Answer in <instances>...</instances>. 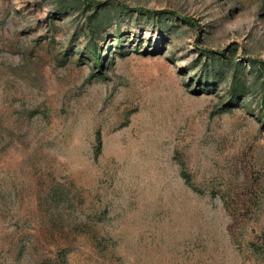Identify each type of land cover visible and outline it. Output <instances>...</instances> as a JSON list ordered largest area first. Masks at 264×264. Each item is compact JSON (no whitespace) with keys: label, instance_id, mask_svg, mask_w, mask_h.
Segmentation results:
<instances>
[{"label":"rangeland","instance_id":"1","mask_svg":"<svg viewBox=\"0 0 264 264\" xmlns=\"http://www.w3.org/2000/svg\"><path fill=\"white\" fill-rule=\"evenodd\" d=\"M263 63L264 0H0V264H264Z\"/></svg>","mask_w":264,"mask_h":264},{"label":"trees","instance_id":"2","mask_svg":"<svg viewBox=\"0 0 264 264\" xmlns=\"http://www.w3.org/2000/svg\"><path fill=\"white\" fill-rule=\"evenodd\" d=\"M101 5H98L97 7L99 8ZM91 20V19H90ZM94 20V19H93ZM92 22V21H91ZM91 26V25H90ZM95 57H96V65L98 68L102 69L103 68V65H102V60L100 58V54L98 53V50L95 49ZM263 66H264V63H263ZM236 65L234 66V70L235 69ZM101 148V142H100V139H99V136H98V145H97V149L98 151L100 150Z\"/></svg>","mask_w":264,"mask_h":264}]
</instances>
